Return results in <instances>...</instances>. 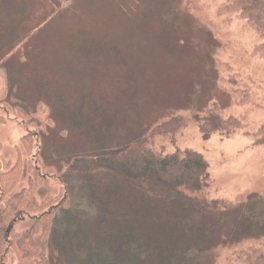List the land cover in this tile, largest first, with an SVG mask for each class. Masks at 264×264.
Returning a JSON list of instances; mask_svg holds the SVG:
<instances>
[{
    "label": "rangeland",
    "instance_id": "374dc122",
    "mask_svg": "<svg viewBox=\"0 0 264 264\" xmlns=\"http://www.w3.org/2000/svg\"><path fill=\"white\" fill-rule=\"evenodd\" d=\"M232 3L0 0V174L19 164L10 193L31 201L12 225L6 264H244L242 251L264 252V238L242 235L248 196L264 192V143H255L264 134V39ZM215 108L241 121L231 136L204 137L199 114ZM144 137L201 152L205 195L219 209L161 213L122 178L120 199L102 206L99 198H115L102 192L105 166L75 159ZM50 210L47 263L30 242Z\"/></svg>",
    "mask_w": 264,
    "mask_h": 264
},
{
    "label": "trees",
    "instance_id": "16d2710c",
    "mask_svg": "<svg viewBox=\"0 0 264 264\" xmlns=\"http://www.w3.org/2000/svg\"><path fill=\"white\" fill-rule=\"evenodd\" d=\"M232 4L264 39V0H233ZM262 47L264 51V42ZM11 90L17 91L16 85ZM217 112L215 108L199 114L201 116L197 121L204 137H210L214 133L229 137L241 127L238 118L233 116L224 118ZM255 143H264V134ZM104 151L96 156H80L74 161V165L80 164L86 167L105 166L103 170H97L102 173L100 183L107 185L102 192L107 196L115 194V198H99L98 202L102 206L108 204L109 199L111 202L120 199L116 197L120 189L119 178L126 180L125 182L135 190L136 194L138 191L139 193L143 191L147 197H151L136 199L151 203L150 208L161 213L163 210H172L177 204L187 205L200 216L205 217L221 206V200L210 199L205 195V190L210 186V166L206 157L197 150L176 147L174 151H168L165 147L157 146L154 141L144 137L122 149ZM19 168L18 164L8 172L0 174V264H6L5 245L13 231L12 225L27 212L31 204L30 198H26L30 194L22 191L15 195L10 193L19 179ZM83 171L88 172L89 169ZM33 182L30 180V185L34 187ZM72 201L67 198V204H71ZM126 210H128L126 205L119 208V211ZM53 212L55 210L47 211L41 217L49 224L43 227L44 235L33 238L30 242V245L43 257L42 261L47 263L50 257L47 259L45 252L49 248L50 234L57 219L55 214L53 216ZM242 228L244 237L256 240L264 238V192H254L248 196ZM199 240L201 233L198 237L195 236V241ZM223 244L225 245L226 242ZM238 257L244 264H264V252L257 248L250 252L242 251Z\"/></svg>",
    "mask_w": 264,
    "mask_h": 264
}]
</instances>
